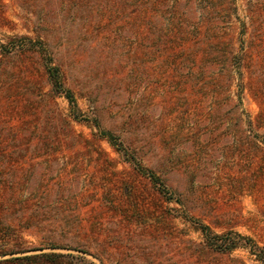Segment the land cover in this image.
Returning a JSON list of instances; mask_svg holds the SVG:
<instances>
[{"label": "rangeland", "instance_id": "rangeland-1", "mask_svg": "<svg viewBox=\"0 0 264 264\" xmlns=\"http://www.w3.org/2000/svg\"><path fill=\"white\" fill-rule=\"evenodd\" d=\"M147 2L0 0L1 41L24 45L0 53V259L44 247L86 264H264L198 224L264 252V0Z\"/></svg>", "mask_w": 264, "mask_h": 264}, {"label": "trees", "instance_id": "trees-1", "mask_svg": "<svg viewBox=\"0 0 264 264\" xmlns=\"http://www.w3.org/2000/svg\"><path fill=\"white\" fill-rule=\"evenodd\" d=\"M147 2L150 10H153L152 12H158L159 8L161 6L162 0H148ZM149 10V12H150ZM150 12V13H152ZM149 13V14H150ZM151 15V14H150ZM87 22L90 23V30L93 31L95 27V21L92 19H88ZM94 23V25H93ZM92 24V25H91ZM167 36V35H164ZM26 46L32 45V46H38L42 50V52H46L45 47L43 45V41L40 39L32 40L30 38H26ZM19 43L8 41L7 43H4L0 39V53L1 55H5L8 52H11L13 50H16L19 48ZM24 46V45H22ZM45 65L47 67L48 76L52 83L54 91H56L59 94H63L66 96V98L69 100L70 105L72 107V111L74 113V117L78 118L79 114L77 113L78 106L76 102V98L74 95V92L72 89L65 87L63 79H62V73L61 69L58 65H52V57L49 55L48 57H45L44 59ZM94 124L100 129V132L106 136L110 142L116 147V149L121 153V155L129 162L133 164L134 167L140 168L143 172L146 174H150L154 183L158 186H160V190L162 193H168L167 186L159 185L161 184V181L157 175H155L150 169L142 167L139 162L136 161V158L134 155L130 154L126 147L124 146L123 142L120 141L119 137L116 136L112 131L103 129L101 127V123L98 120H95ZM12 134L14 137H17V132L12 129ZM15 148L12 150L11 154L15 153ZM5 154V153H4ZM6 155V154H5ZM3 155V156H5ZM173 196V195H172ZM171 196V197H172ZM200 224V228L204 231L206 234V238L208 239V243L215 249L218 250H225V249H232L237 245L240 244H251L252 250L257 254L258 258L264 260V252L260 249L259 245L249 236L243 235L241 233L235 232L234 235L227 232L222 235L219 234H211L209 231V227L205 224ZM51 248H57V247H64L60 244L50 242L49 243ZM71 248V247H68ZM36 249H39L40 252L35 253H28V251L24 250L22 254H18L15 251L10 252V256L4 257L0 259V264H86L88 262V259L81 254H73V253H62L58 251H44V247H38ZM8 253H2V256H6Z\"/></svg>", "mask_w": 264, "mask_h": 264}]
</instances>
